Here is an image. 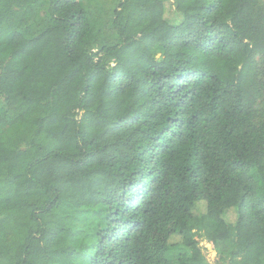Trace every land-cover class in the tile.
<instances>
[{"label": "trees", "instance_id": "trees-1", "mask_svg": "<svg viewBox=\"0 0 264 264\" xmlns=\"http://www.w3.org/2000/svg\"><path fill=\"white\" fill-rule=\"evenodd\" d=\"M101 6L0 0V264H264V0Z\"/></svg>", "mask_w": 264, "mask_h": 264}, {"label": "rangeland", "instance_id": "rangeland-1", "mask_svg": "<svg viewBox=\"0 0 264 264\" xmlns=\"http://www.w3.org/2000/svg\"><path fill=\"white\" fill-rule=\"evenodd\" d=\"M101 3V7L103 8V32L105 33V40L108 42H112L115 40L114 33L110 28V13L112 11V6L117 0H99ZM44 6H37L36 10L39 12V17L41 18L44 14L43 10ZM201 251L204 254L206 261L208 264H216V261L219 259V251L215 248L210 242L206 240H202L200 243ZM223 250V248H220ZM179 248H172L167 251V256L174 260L175 255L178 253ZM175 261V260H174Z\"/></svg>", "mask_w": 264, "mask_h": 264}]
</instances>
